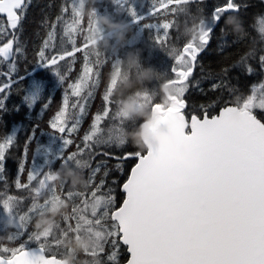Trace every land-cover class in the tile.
Listing matches in <instances>:
<instances>
[{
  "label": "snow or ice",
  "instance_id": "1",
  "mask_svg": "<svg viewBox=\"0 0 264 264\" xmlns=\"http://www.w3.org/2000/svg\"><path fill=\"white\" fill-rule=\"evenodd\" d=\"M112 2L116 12L124 9L126 0ZM29 3L30 0H0V37L8 36V30H12V38L0 46V58L5 62L14 60V51L22 52L20 47L14 50V42H18L15 32L20 28ZM190 4H196L197 9L204 12L203 0H158V6L153 5L149 15L163 10V15L171 13L173 19L158 24L143 23L129 43H135L145 29H154L157 33L154 44L165 48L170 30L174 25L178 26L180 15L185 17L186 23L189 18L195 19L188 7ZM84 6V0H79L72 7L70 23L63 16L57 17L58 21L63 20L66 24L63 35L72 47H63V40L61 46L57 47L54 43L57 25L53 23L52 30L36 54L38 67L49 70L57 79L58 86L64 87L68 77L66 72L61 71L65 67L61 62L72 58L66 65L70 72L76 54L83 53L82 73L74 82L67 83L63 106L49 122L54 132L65 134L67 131L69 136L78 131L87 115L86 104L92 96L91 89L96 86L99 68L105 63L101 52L91 49L90 34L96 31L92 20L88 19L82 47L76 44L74 34L84 31L81 27L84 17L80 15V8ZM242 7L247 5L236 0H224L216 4L209 14L203 15L199 24L192 25L194 35L182 46V50H173L175 66L170 71L174 77H169L167 73H156L152 90L141 96L142 104L159 116L161 125L172 126L178 143L189 145V155L199 159V168L189 173L176 165L163 149H148L145 152L136 149L115 157V167L121 172L123 161H133L122 184L124 197L121 202L118 203L116 199V181L111 185L106 184L105 179L96 182L97 173L102 171L101 165L106 166L107 161L97 162L94 168L91 161L96 156L112 157V153L101 151L103 146L113 142L125 145V131L136 126V122H129V128L118 107L115 110L112 107L117 105L113 93L121 76L119 64L122 58L115 56L110 82L102 97L104 107L94 115L82 143L76 144L75 151L66 155L67 148L75 143L71 138L61 136L59 139L62 143L57 146L53 137L46 146H38L36 153L42 157V163L38 164L34 156L33 167L27 172L26 182H22L19 174L25 170L28 145L35 138V128L27 138L15 187L28 190L33 202L20 214L17 210L18 197L9 195L4 199V218L0 220L3 230H6L5 222L14 224L16 232L9 237L14 241L27 231L33 214L44 215L50 207L62 201H71L72 207L62 217L63 223L57 222L54 229L30 232L27 241L17 247L0 246V264H61L62 257L69 251L64 247V242L81 237L92 241L91 248L85 253L93 258L92 264H264V82L252 85L248 94L240 93L234 100H224L215 112L209 111L212 104L189 107L184 98L190 86L199 83L193 79V73L199 64L198 58L210 44L216 29H219V38L224 41L219 45L223 50L230 34L229 18H234L241 26L238 16L229 13H238ZM62 12L67 13L68 8L64 7ZM127 13L130 19L124 21L128 24L139 25L145 19L134 7H129ZM96 14L95 7L93 15ZM261 25L259 33L264 40V20ZM93 55L96 57L94 61L90 60ZM249 58L257 61L260 72L264 74V48L259 50V54L256 49L250 50L232 67L239 66L252 75L256 67L248 62ZM15 70V63H12L8 72L0 73L8 77L6 82L0 84V93L4 94L0 97L2 112L8 110L5 106L8 98L6 90L18 83L12 79ZM228 73L229 68L222 69L219 83L212 85L213 91L227 88L229 93L237 92L223 79ZM24 79V76L19 77V80ZM161 83H167L172 89V95L168 97L170 106L167 107L157 94L156 89ZM69 90L70 96L77 98L71 104ZM86 90L85 96L83 93ZM43 91L44 84L33 80L31 90L24 96L29 109L36 104ZM137 94L140 95L139 92ZM50 103V100L44 103L43 109H47ZM70 108L78 111L71 113ZM16 110L19 111V108ZM70 119H74V123L69 127ZM105 121L119 122L115 136L110 128L106 130L102 127ZM14 141L15 132L0 142V182L5 185L6 153ZM57 161L59 166L53 167ZM64 166L78 173L89 169L86 189L90 188L91 191L69 189L65 192L63 185L58 190L52 182V174ZM173 171L184 175L187 183L180 186L171 183L168 173ZM108 174L107 170L103 171L104 177ZM34 182L38 186H34ZM42 195L44 199L41 203ZM29 242L38 244V253L25 250ZM125 253L121 260V255Z\"/></svg>",
  "mask_w": 264,
  "mask_h": 264
},
{
  "label": "trees",
  "instance_id": "2",
  "mask_svg": "<svg viewBox=\"0 0 264 264\" xmlns=\"http://www.w3.org/2000/svg\"><path fill=\"white\" fill-rule=\"evenodd\" d=\"M131 2L133 7L137 10L138 14L144 15L145 19L141 21L139 25L130 24L132 35L131 37H129L126 45L128 49H126L125 47L119 52L118 55L124 58L130 51H134L139 48V50H142L143 52L141 51L140 63L142 64L140 70L137 69L138 73L145 68H152L156 73L164 74L168 70H170L172 66H175L173 50H176L177 52L182 50V46L189 40V38L182 35V28L185 24H188L190 26L191 18H189L186 23L185 17L183 15H180L178 17V26L174 25V28L170 30V38L165 43L166 51L165 48H162L160 45L154 44V38L157 34L154 29H145L135 43H129L137 34V31L142 27L143 23L153 22V24H158L166 20L173 19V14L169 13L167 15H163V10L161 11V13H156L155 15L149 17L146 16V14L150 12L153 5L158 6V0H131ZM223 2L224 0H203V15L209 14L216 4ZM236 2L247 5V7H242L238 13H229V15L238 16L241 23V31L239 33L234 32L233 26L228 25L230 34L227 36V43L225 47L223 48V50H220L219 45L224 43V41L219 38V29H216L215 33L213 34V38L210 41V44L198 58L199 64L195 70L193 79H195L199 83L196 86H190L188 92L184 97L189 107L212 104L213 107L210 108L209 111L215 112L219 109L220 106L223 105L224 100H234L235 96L239 95L240 93L248 94L251 90L252 85H258L260 82H264V74L260 72L257 61L255 59L249 58L248 61L250 64L256 67V71L252 75H249L247 72L243 71L239 66L232 67V65L236 64V62L239 61L242 55L248 53L250 50L256 49L257 54H259V50L264 48V40L261 39V35L259 33V29L262 26L261 21L264 20V0H236ZM78 3L79 0H30L24 18L21 21L20 28L15 32V35L18 37V42H14V50L16 47H20L22 49V52L15 53L14 51V60L5 62L3 61V58H0V73L8 72L9 66L12 63H15L16 70L14 73H12V79L18 81V83L12 85V88L10 90H6L8 91V98L5 101V106L8 110L6 112L0 111V142H3V139L15 132L14 144L12 147H10L8 153H6L4 176L6 177L7 184L5 185L4 182H0V196L12 195L18 197V212L20 214H23L31 205V200H27L26 205L22 202H24L27 198L32 197V194H30L28 190L17 189L15 187V180L18 175L19 164L22 157L24 156L25 142L27 138L32 134V129L35 128V138L28 145L25 170L22 174H19V178L22 182H26L27 172L33 167L34 156H36L38 164L42 163V157L36 153V149L38 146L41 148L43 146H46L53 137L56 138V144L57 146H59V138L63 135L54 132L50 128L49 122L51 118H53L55 112L63 106V96L65 94L67 83L74 82L78 78V76L82 73L84 63L83 53L76 54L75 63L71 65L70 72L67 71L66 65L69 61H71L72 58H67L66 61L61 62V65L65 66L61 68V71L66 72L68 79L65 83V86L60 87L58 86L57 79L49 70L38 67V58L36 54L38 50L43 46V41L47 39L48 32L52 30L51 25L53 23H56L57 25L54 41L57 47L61 46V40L64 41L63 47L68 49L72 47L71 43L68 41V38L63 35L66 24L63 20L58 21L57 17L63 16L64 20H67L70 23L72 19L71 9ZM130 5H127L126 9L115 12L116 6L112 2V0H98L95 7L98 15H108L112 16L115 20L124 21L130 19V15L127 13V9ZM64 7L68 8L67 13L62 12V9ZM188 7L190 8L192 15H196L200 12L197 9L196 4H190ZM87 23L88 19L85 17L81 24V27L84 29V31H78V33L74 34L77 46L82 47L84 43V36L87 35ZM8 31V36L0 37V46H2V44L6 42L7 39L12 38V30L9 29ZM102 35L110 36L109 33H102ZM149 42L152 43V48ZM146 43L149 44L147 45ZM113 44H115V41H113ZM114 57L115 56H112L108 53H101V58L105 59V63L99 68L100 75L98 77L96 86L91 89L92 96L88 98L86 104L87 115L83 118L77 132L71 134L70 136L66 132V137L73 139L75 143L67 148L65 155L69 152L75 151L76 144L82 143V137L86 131L90 130V124L93 120L94 115L100 112L104 107L102 94L104 95L106 87L110 82V75L113 71L112 63ZM95 59L96 57L94 55L90 57V60L92 61H94ZM106 67L108 68L106 69ZM224 68H229V73L226 77H223V79L229 86L237 89V92L235 93H229L227 88L223 90H212V85L214 83H219V74ZM137 70L135 71L136 73ZM105 71L106 74H104ZM135 72L131 73L132 77H135V75L137 76ZM20 76H24L25 79L19 80ZM168 76L171 77L172 74ZM7 79V76L0 75V84L6 82ZM33 80L41 81L44 84V91L40 94V98L37 100L36 104L31 109H29L27 103L24 101V96L27 95L31 90V84ZM153 82L154 83L148 86L149 91L152 90L153 85L155 84V81ZM156 90H158V88ZM3 95V93H0V97H3ZM84 95H87V90L85 91ZM75 99L77 98L70 96L69 90L70 104ZM113 99L117 100L115 95ZM157 99H159V97ZM49 100L51 101L49 107L47 109H43V104L47 103ZM118 103L119 101H117V104ZM112 107L113 110H115L117 105H113ZM17 108H19V111L16 110ZM69 111L71 113H75L78 110L70 108ZM187 111L188 108L186 109V112ZM70 121L71 123L69 127L72 125V123H74V119H70ZM129 122H136V126H138L140 123V121ZM129 122L125 123L130 128L131 125ZM117 123L118 121H105L102 123V127H105L106 130L109 128L111 129L115 126L117 127ZM135 127H133L131 130H133ZM133 150L136 149L133 148L130 143L121 146L113 142L110 145L103 146V148L101 149V151L112 153V157L96 156L91 161L93 168L96 167L97 162L103 160L107 161L106 166L101 165L102 171L101 173H97L95 180L98 183L101 179H105L106 184L108 185H111L113 181H116L115 194L118 203L121 202L122 198L124 197V194L121 191V186L126 180L127 174L129 173V169L131 168L133 161H123V172H121L115 167L117 163L115 157L119 156L123 152ZM58 166L59 161H57L56 165H53V167ZM104 170H107L109 173L107 177L103 176ZM89 172V169H85L81 173L85 182L88 178ZM61 185L64 186L65 192L69 189L78 192H84L86 190L91 191L90 188L86 189V183L84 186H77L75 188L71 186L70 181L68 183H61L55 186L59 190ZM42 199L44 198L42 197ZM69 205L70 206L68 209V213L70 212V209L72 207L71 201H69ZM23 206H27V208L23 209ZM35 218L37 219L38 215L33 214L27 231L23 236L14 241L8 240L7 237L3 235V233H0V238H3L0 239V246L17 247L21 242L27 241L28 234L34 231L33 224L36 221L34 220ZM57 222L62 224V217L59 218ZM36 246H38L37 243L29 242L26 248ZM47 254L51 255V253ZM125 256L126 253L124 255H121V260H123ZM58 258L60 257L58 256ZM78 260L91 262L93 258L88 256L87 254H81L78 255Z\"/></svg>",
  "mask_w": 264,
  "mask_h": 264
},
{
  "label": "clouds",
  "instance_id": "3",
  "mask_svg": "<svg viewBox=\"0 0 264 264\" xmlns=\"http://www.w3.org/2000/svg\"><path fill=\"white\" fill-rule=\"evenodd\" d=\"M98 0H84V7L80 8V15L94 22L96 31L90 34L91 49L99 50L102 53H108L112 56L119 54L123 50L131 37V26L125 21L115 20L108 15H93L95 5ZM203 13L199 12L195 15V19H191L190 26L185 24L182 28V35L191 39L194 33L191 31L193 24H199ZM228 25L233 26L234 32L239 33L241 27L234 18H229ZM102 33H109L110 36H104ZM115 41V44H113ZM141 51L139 49L130 51L126 57L122 58L119 64L121 76L118 86L114 89V95L119 103L118 110L122 118L126 121H140L139 125L131 131H125V144L130 143L131 146L141 152L148 149H163L168 156L172 158L174 163L179 167L187 170L189 173L195 172L199 168V159L190 156V147L187 143H178V138L174 134L171 125H161L159 116L154 115L147 106L142 104L141 96L148 92V86L155 79L156 72L152 68H145L139 72V75L132 77L131 73L141 67L140 65ZM128 73L127 78L124 74ZM140 93L138 95L137 93ZM157 94L161 103L166 107L170 106L168 97L172 95V89L167 83H161L158 87ZM168 179L171 183L180 186L187 183V178L178 173H168ZM71 182L73 188L84 186L85 181L81 173L74 171L72 168L64 166L52 174V182L54 185ZM69 202H60L50 207L44 215L38 216L33 229L37 233L52 230L59 218L68 214ZM4 227L9 232L7 239L11 235V230L15 228L12 223H4ZM3 239V238H0ZM92 246V241L85 237L79 239L70 238L64 242L68 254L62 257L61 264H92V261L78 260V255L85 254Z\"/></svg>",
  "mask_w": 264,
  "mask_h": 264
},
{
  "label": "rangeland",
  "instance_id": "4",
  "mask_svg": "<svg viewBox=\"0 0 264 264\" xmlns=\"http://www.w3.org/2000/svg\"><path fill=\"white\" fill-rule=\"evenodd\" d=\"M131 4V5H130ZM127 5H130L129 7H133V5H132V2H131V0H126V3H125V7H124V9H126L127 8ZM146 16H152V15H149V12L146 14ZM168 71H169V73H168ZM166 73L168 74V75H170L171 74V71L170 70H168ZM83 95H84V93H83ZM186 95V94H185ZM86 96V95H85ZM263 115H264V113H262ZM70 123H71V121L69 120L68 121V125H70ZM119 123V122H118ZM117 123V127L119 126V124ZM114 126V125H113ZM116 127V126H115ZM111 128V130H112V135L113 136H115L116 134H117V131H116V128ZM67 132V131H66ZM60 134V133H59ZM65 138H67L66 137V133L65 134H62ZM62 143V141L60 140V143H59V145ZM42 178V177H41ZM35 183V182H34ZM34 186H38V184H34ZM8 196L7 195H4V196H0V220H2L3 218H4V214H3V211H2V202H3V200L4 199H6ZM42 197L44 198V196L42 195L41 196V200H40V202L42 203L43 202V199H42ZM27 200H31V202H30V204L33 202L32 201V197L31 198H27L24 202H22V203H24L25 205H26V201ZM26 209L27 208V206H23V209ZM17 210H19L18 209V204H17ZM7 230H3V226H2V224H0V233H3V235L4 236H8L9 235V232H7ZM16 232V228H14V229H12L11 230V234H13V233H15ZM4 233H6V234H4ZM120 259H122L121 257H120Z\"/></svg>",
  "mask_w": 264,
  "mask_h": 264
},
{
  "label": "bare ground",
  "instance_id": "5",
  "mask_svg": "<svg viewBox=\"0 0 264 264\" xmlns=\"http://www.w3.org/2000/svg\"><path fill=\"white\" fill-rule=\"evenodd\" d=\"M167 17H168V16H167ZM164 19H165V18H164ZM152 21H153V20H152ZM158 21H159V20H158ZM150 23H151V22H150ZM152 23H153V22H152ZM144 37H145V36H144ZM151 40H152V39H151ZM150 42H151V41H150ZM150 42H149V43H150ZM149 43H146V44L148 45ZM151 44H152V43H150V46H151ZM131 45H132V44H131ZM142 45H143V44H142ZM139 46H140V45H139ZM135 48H136V47H135ZM140 48H141V47H140ZM143 48H144V47H143ZM145 48H146V47H145ZM148 48H149V46H148ZM151 48H152V46H151ZM126 49H128L127 46H126ZM130 49H131V48H130ZM136 49H137V48H136ZM138 49H139V48H138ZM133 50H134V49H133ZM144 50H145V49H144ZM148 50H150V49H148ZM148 50H146V51H148ZM141 51H142V50H141ZM125 52H126V51H125ZM142 52H143V51H142ZM101 53H102V52H101ZM147 53H148V52H147ZM120 54H121V53H120ZM122 54H123V53H122ZM143 55H145V54H143ZM118 56H119V55H118ZM124 56H125V54H124ZM125 57H126V56H125ZM121 58H122V57H121ZM140 60H141V59H140ZM107 62H108V61H107ZM107 62H106V65H107ZM110 62H111V61H110ZM108 63H109V62H108ZM144 63H145V62H144ZM110 64H111V63H110ZM141 64H142V63H140V65H141ZM106 65H105V66H106ZM110 67H111V66H110ZM107 68H108V67H106V69H107ZM103 70H104V69H103ZM138 70H140V68H139ZM138 70H137V73L135 72L137 75L139 74V73H138ZM106 71H107V70H106ZM106 71H105L104 74H106ZM109 71H110V70H109ZM101 72H102V71H101ZM135 73H134V74H135ZM104 74H103V75H104ZM132 75H133V74H132ZM105 76H107V75H105ZM127 76H128V73H127ZM135 76H136V75H135ZM110 77H111V75H110ZM126 78H127V77H126ZM152 83H154V82H152ZM149 86H150V85H149ZM102 96H103V94H102ZM97 100H98V99H97ZM93 103H94V102H93ZM94 104H95V103H94ZM98 104H99V103H98ZM21 125H23V124H21ZM21 125H20V126H21ZM15 126H16V125H15ZM13 129H14V127H13ZM12 132H13V131H12ZM12 132H11V133H12ZM66 190H67V189H66ZM1 193H2V192H1ZM34 220H36V218H35ZM32 222H34V221H32ZM34 223H35V222H34Z\"/></svg>",
  "mask_w": 264,
  "mask_h": 264
},
{
  "label": "water",
  "instance_id": "6",
  "mask_svg": "<svg viewBox=\"0 0 264 264\" xmlns=\"http://www.w3.org/2000/svg\"><path fill=\"white\" fill-rule=\"evenodd\" d=\"M194 72H195V70H194ZM121 191H122V187H121ZM25 250L28 251V252H30V253L31 252H37L38 253V247H32V248H28V249H25Z\"/></svg>",
  "mask_w": 264,
  "mask_h": 264
},
{
  "label": "flooded vegetation",
  "instance_id": "7",
  "mask_svg": "<svg viewBox=\"0 0 264 264\" xmlns=\"http://www.w3.org/2000/svg\"><path fill=\"white\" fill-rule=\"evenodd\" d=\"M173 77H174V74H173ZM129 171H130V169H129ZM55 247V246H54Z\"/></svg>",
  "mask_w": 264,
  "mask_h": 264
}]
</instances>
